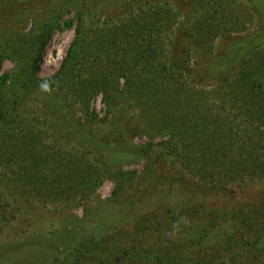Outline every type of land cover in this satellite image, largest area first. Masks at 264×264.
I'll list each match as a JSON object with an SVG mask.
<instances>
[{"label": "trees", "instance_id": "trees-1", "mask_svg": "<svg viewBox=\"0 0 264 264\" xmlns=\"http://www.w3.org/2000/svg\"><path fill=\"white\" fill-rule=\"evenodd\" d=\"M5 1L10 0L0 3ZM196 1H203V12L189 20L188 31L203 45L215 46L220 37L248 29L243 11L232 17L225 10L235 2L217 0L222 6L212 13L202 6L211 0ZM70 2L73 16H52L41 23L42 33L20 77L0 75V233L14 218L8 199L16 193L27 195L33 204L64 209L98 197L109 173L114 179L111 168L91 159L90 152L69 147L60 138L49 139L50 114L45 109L40 108L38 116L41 127L29 123V116H20L19 102L49 85L59 86L83 107L101 94L107 116L99 118L95 110L85 109L88 119L105 122L131 112L137 133L148 138L143 147L159 149L169 165L192 181L213 188L264 183V46L242 57L234 68V62L226 60L194 76L190 51L173 54L170 49L167 35L177 17L172 3L110 14L101 24L113 27L103 29L93 21L91 7L99 0ZM61 25L75 27L73 42L59 71L37 79L46 48ZM9 56L17 67L22 63L21 51L0 52V59ZM208 74L219 78L204 82ZM33 81L42 84L33 88ZM116 184L115 195L123 191L117 189L122 182ZM151 260L166 264L160 254ZM177 263L196 264L197 259Z\"/></svg>", "mask_w": 264, "mask_h": 264}, {"label": "rangeland", "instance_id": "rangeland-1", "mask_svg": "<svg viewBox=\"0 0 264 264\" xmlns=\"http://www.w3.org/2000/svg\"><path fill=\"white\" fill-rule=\"evenodd\" d=\"M60 1L0 3V52L8 48L22 52L18 67L11 56L0 59V75L10 72L20 77L47 18L73 16L71 0ZM228 1L235 3L225 10L232 17L243 11L248 29L220 37L214 47L209 42L203 45L188 31L191 21L203 12V1L99 0V5L91 3V7L96 14L93 21L107 29L113 25L101 23L108 22L110 14L126 15L146 4L172 3L177 17L167 35L171 52L190 51L192 74L197 76L226 60L234 62V68L242 57L264 46V0ZM209 2L202 6L212 13L222 6L217 0ZM74 37L75 27L61 25L53 33L37 79L59 71ZM215 76L208 74L203 80L214 82L219 78ZM33 82V88L42 84ZM33 91L19 102L20 116H29V123L41 127L38 116L45 109L50 114L49 139L60 138L69 147L90 152L91 159L111 168L114 179L109 173L98 197L71 208L33 204L27 195L16 193V202L8 199L14 218L0 233V264H154L151 258L157 254L166 264L189 257L196 258V264H264V183L203 186L169 165L159 149L143 147L148 138L137 133L128 110L114 120L88 119L85 109L95 110L99 118L107 116L101 94L83 107L59 86ZM115 181L122 182L117 189L123 190L116 195Z\"/></svg>", "mask_w": 264, "mask_h": 264}]
</instances>
